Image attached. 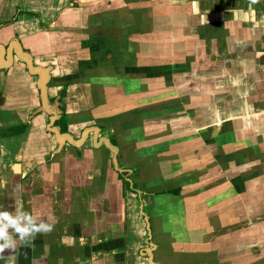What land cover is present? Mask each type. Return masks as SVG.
<instances>
[{
	"label": "crops",
	"instance_id": "1",
	"mask_svg": "<svg viewBox=\"0 0 264 264\" xmlns=\"http://www.w3.org/2000/svg\"><path fill=\"white\" fill-rule=\"evenodd\" d=\"M0 48L16 264H264V0H0Z\"/></svg>",
	"mask_w": 264,
	"mask_h": 264
},
{
	"label": "clouds",
	"instance_id": "2",
	"mask_svg": "<svg viewBox=\"0 0 264 264\" xmlns=\"http://www.w3.org/2000/svg\"><path fill=\"white\" fill-rule=\"evenodd\" d=\"M5 182H0L4 187ZM15 200L14 210L0 208V261L4 264H16V253L20 245L31 243L38 233H48L54 225L25 210L19 200ZM9 250L7 260L4 252Z\"/></svg>",
	"mask_w": 264,
	"mask_h": 264
},
{
	"label": "water",
	"instance_id": "3",
	"mask_svg": "<svg viewBox=\"0 0 264 264\" xmlns=\"http://www.w3.org/2000/svg\"><path fill=\"white\" fill-rule=\"evenodd\" d=\"M0 50L3 51V48H0ZM37 71V70H36ZM35 69H31V72L35 73L36 72ZM44 76V78H46V75L45 74H42Z\"/></svg>",
	"mask_w": 264,
	"mask_h": 264
},
{
	"label": "built area",
	"instance_id": "4",
	"mask_svg": "<svg viewBox=\"0 0 264 264\" xmlns=\"http://www.w3.org/2000/svg\"><path fill=\"white\" fill-rule=\"evenodd\" d=\"M41 76V75H40ZM42 78H43V75H42Z\"/></svg>",
	"mask_w": 264,
	"mask_h": 264
}]
</instances>
